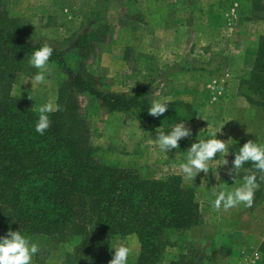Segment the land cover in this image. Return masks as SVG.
<instances>
[{"label":"rangeland","instance_id":"rangeland-1","mask_svg":"<svg viewBox=\"0 0 264 264\" xmlns=\"http://www.w3.org/2000/svg\"><path fill=\"white\" fill-rule=\"evenodd\" d=\"M2 3L10 15L19 17L29 28L33 39L60 47L71 66L75 64L71 48L75 37L80 32L105 26V40L96 44L85 65L95 79L96 88L130 95L137 87L145 86L151 106L154 100L190 103L193 117L185 121V126L192 130L188 138L207 141L218 132L216 138L226 141L229 155L218 154L209 162L207 175L201 172L194 180H187L179 166L187 163L189 149L179 147L166 153L156 141L161 132L170 134L184 120L166 127L157 125L154 130L142 129L131 111L106 112L97 100L79 97V111L88 122L90 142L97 148L101 161L137 168L149 178L179 175L194 189L198 222L189 229L165 234L158 264H166L180 255L190 257L192 264H250L252 260L256 264L260 259L259 244L264 240V183L255 192L251 208L240 204L227 212L217 211L214 201L219 192L234 191L244 182L240 176L234 182L227 173L231 166L223 165L224 159L229 161L248 140L264 146L261 108L247 103L249 108L241 109L232 102L238 100L235 96L238 91L229 84L235 76L230 74L236 69L232 58L248 55V50L238 51L240 41L244 47L252 40L256 44L257 32H264V27L258 24L264 20V0H2ZM248 22L251 26H247ZM253 27L255 30L247 36L246 30ZM34 69L32 74L18 75L12 94L27 99L30 96L31 106L36 110L45 103L56 105V87L64 73L50 66L45 83L32 88L30 80L39 71ZM26 238L41 248L33 256L32 264H66L65 253L78 240L54 244L41 235ZM119 245L132 249L127 264L136 260L138 242L133 234H127L111 238L106 264L113 258L112 248Z\"/></svg>","mask_w":264,"mask_h":264},{"label":"trees","instance_id":"trees-1","mask_svg":"<svg viewBox=\"0 0 264 264\" xmlns=\"http://www.w3.org/2000/svg\"><path fill=\"white\" fill-rule=\"evenodd\" d=\"M105 36V26L80 32L71 43L72 66L60 47L48 43L54 47L49 64L64 77L56 87L60 110L48 114L52 124L41 135L35 130L39 110L11 90L19 74L34 72L29 59L45 43L33 39L29 28L0 0V237L11 229L25 237L41 235L54 244L77 238L65 253L66 264H106L111 238L133 234L138 255L128 264H158L165 234L198 222L194 189L179 175L149 178L137 168L101 161L79 111V97L97 100L106 112L131 111L139 126L150 130L188 121L193 109L190 103L174 100L165 102L163 116L152 117L145 86L130 95L96 88L85 65ZM237 91L264 115V35L256 38L251 66L238 81ZM198 142L183 138L179 145L186 150ZM234 158L235 154L229 157L230 166ZM244 168L254 165L249 162ZM259 251L256 264H264V240ZM189 258L180 255L166 264H192Z\"/></svg>","mask_w":264,"mask_h":264},{"label":"clouds","instance_id":"clouds-1","mask_svg":"<svg viewBox=\"0 0 264 264\" xmlns=\"http://www.w3.org/2000/svg\"><path fill=\"white\" fill-rule=\"evenodd\" d=\"M53 52L54 47L45 43L32 53L29 64L39 70L30 80L32 88L45 83V73L50 70L49 61ZM29 99L32 100L30 96ZM167 109V103L154 100L148 110V114L158 118L163 116ZM59 110V105H54L53 103L43 104L39 108L40 115L35 127L36 132L41 135L45 134L52 124L48 114ZM217 133H213L215 138L191 144L190 149L187 151V163H182L179 166L180 172L185 179L194 180L201 172L207 175L210 161L214 160L218 154H222L225 157L229 155L226 141L217 139ZM191 135L192 130L185 126L184 121L176 124L170 134L165 135L161 132L157 136L156 141L159 148L167 153L173 149H179V141ZM249 162L254 165L253 169L244 168V165ZM228 163L229 161L224 159L223 165H228ZM242 172L245 173L243 184L235 188L234 191L219 192L214 201L215 210L220 211L223 209V211L227 212L240 204L247 208L253 206L255 192L259 190L261 183H264V146L258 145L253 140H248L239 148V151L235 153L234 160L231 162V167L227 169V173L235 182V178L241 175ZM216 179L219 180L220 176L216 175ZM112 249H114V255L109 264H127L132 249L125 245H119ZM40 252L41 248L39 245L31 243L20 231L9 229L5 236L0 237V264H32L33 256ZM256 258H259V253H256ZM250 264H255V261H250Z\"/></svg>","mask_w":264,"mask_h":264},{"label":"crops","instance_id":"crops-1","mask_svg":"<svg viewBox=\"0 0 264 264\" xmlns=\"http://www.w3.org/2000/svg\"><path fill=\"white\" fill-rule=\"evenodd\" d=\"M247 1V0H246ZM246 8H247V10H249V12H250V6L248 5V3H247V6H246ZM254 24V23H253ZM252 24V25H253ZM258 24L260 25V26H263L264 27V20H262V21H260V22H258ZM248 25H250L249 24V22H248V24H247V26ZM251 26V25H250ZM251 30H255L254 29V27L252 28V29H247L246 30V32H249L248 34H247V36H249L250 35V31ZM253 32H255V31H253ZM259 35H263L264 34V32H257ZM240 43H242L239 47H238V51L239 52H243L244 50H248V55L246 54V56L245 57H242V55H237V56H234L235 57V59L234 58H232V61L233 60H235V62H234V66L236 67V69L234 68V70H232V73L230 74V76L232 75L233 76V73L235 74V76H233L234 78V80H232L229 84H232L233 86L235 85V90L237 91V84H238V80H239V77H243L245 74H246V72L248 71V69L250 68V66H251V63H252V60H253V57H254V53H255V46H256V44L254 43V40H252V42H250V45H249V43L247 42V43H245V45L247 46H245L244 47V42H241L240 41ZM237 51V52H238ZM249 51H250V53H249ZM236 54V53H235ZM238 75V76H237ZM237 76V78H235ZM231 79V78H230ZM237 98H238V100H234V101H232L233 103H237L238 105H240L241 107V109H248L249 108V105L245 102V100L241 97V96H239V95H237V92H236V95H235ZM229 99V97L227 98V100ZM227 102V101H226Z\"/></svg>","mask_w":264,"mask_h":264},{"label":"built area","instance_id":"built-area-1","mask_svg":"<svg viewBox=\"0 0 264 264\" xmlns=\"http://www.w3.org/2000/svg\"><path fill=\"white\" fill-rule=\"evenodd\" d=\"M231 11H232V9H231ZM231 14H233V12H231Z\"/></svg>","mask_w":264,"mask_h":264}]
</instances>
